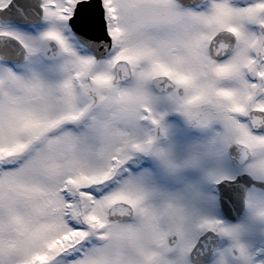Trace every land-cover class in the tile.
Here are the masks:
<instances>
[{
  "label": "rangeland",
  "instance_id": "374dc122",
  "mask_svg": "<svg viewBox=\"0 0 264 264\" xmlns=\"http://www.w3.org/2000/svg\"><path fill=\"white\" fill-rule=\"evenodd\" d=\"M107 1L115 45L100 61L75 47L65 16L52 6L61 0H44V21L31 30L0 26L18 32L30 52L18 64L0 59V264H192L188 251L204 226L226 236L244 234L249 246L261 234L264 239V191L253 195L255 204L239 223L230 224L210 204L208 186L211 176L228 173V135L254 147L249 168L264 178V132L245 130L235 113L251 83L242 71L262 43L256 22L264 24V0H213L185 13L174 0ZM161 10L163 19L156 18ZM221 26L235 32L238 45L215 63L207 47ZM45 39L58 42L56 59L39 51ZM261 50L264 72L263 44ZM118 58L131 63L133 75L113 85ZM154 69L180 81L186 100L154 93ZM84 81L104 94L101 100L90 94L94 108L88 112L75 93ZM221 106L234 112L224 117L231 123L227 134L220 120L188 127L176 116L198 109L211 115ZM174 108L178 112L166 119L170 136L138 135L157 121L156 113ZM73 119L79 122L69 123ZM133 152L138 155L129 159ZM75 192V214L89 221L84 227L65 217L66 195ZM116 200L131 204L134 217L109 222L107 211ZM167 230L178 236L173 245L166 243ZM224 250L219 246L206 264H258Z\"/></svg>",
  "mask_w": 264,
  "mask_h": 264
},
{
  "label": "flooded vegetation",
  "instance_id": "af4514ba",
  "mask_svg": "<svg viewBox=\"0 0 264 264\" xmlns=\"http://www.w3.org/2000/svg\"><path fill=\"white\" fill-rule=\"evenodd\" d=\"M7 1L8 0H3V2L0 4V7H2V6H4L6 3H7ZM41 1H43V0H41ZM64 1H66V0H64ZM76 1H78V0H70L69 2H67L66 1V3H65V6H66V8L65 9H61V10H63V12L66 14L67 13V18L72 14V11H73V7H74V4H75V2ZM102 1V3L104 2V0H101ZM103 5H104V3H103ZM186 7H190V6H184L183 8H186ZM104 13H105V11H104ZM105 17H106V13H105ZM3 22H6V21H3ZM236 44H237V42H236ZM247 54L249 53L248 52V50H247V52H246ZM179 87H180V84H178V83H176L175 84V86L172 88V89H170V90H167V91H165V92H156L153 88H152V91L154 92V93H157V95H164V94H168V93H171V94H173L174 96H176L177 97V99L178 98H181V97H184V99H185V95L183 94L182 95V90L181 89H179ZM259 95V97H261V90H260V93L258 94ZM248 97V92L243 96V98H242V100H241V105H242V103H243V101L246 99ZM161 100H162V98H160ZM161 100H159V102L157 103L158 105H160V104H162V101ZM172 100H176V99H172ZM245 103V102H244ZM247 105H249V101L246 103V107H247ZM166 124V125H165ZM156 126V130H155V132H151V131H145V132H142L141 133V135L142 136H148V137H151L152 135H155V136H159L160 134H161V132H160V126L162 125V126H164V128H165V126L167 127V130H168V132L166 131V129L164 130V132L162 133L164 136H170L171 134H172V130L173 129H171L170 130V126L167 124V122H165L164 123V120H162L161 121V123H157V124H155ZM251 157V156H250ZM248 158L245 162H244V164H240L241 166H240V168H242V169H240V171L239 172H244L245 171V165H247V164H249L250 163V159L251 158ZM237 166H239V165H237ZM252 170H255V168H251ZM259 178H261V176H259ZM250 190H251V192H255V193H261V189H259V188H256V187H250ZM250 190H248V195H247V199H248V196L250 195Z\"/></svg>",
  "mask_w": 264,
  "mask_h": 264
},
{
  "label": "water",
  "instance_id": "95a60500",
  "mask_svg": "<svg viewBox=\"0 0 264 264\" xmlns=\"http://www.w3.org/2000/svg\"><path fill=\"white\" fill-rule=\"evenodd\" d=\"M82 4V3H80ZM84 5H80L79 8L82 9ZM78 9V8H77ZM103 30V27L100 28V30ZM222 34L223 33H219L214 39H213V43H217L218 41H220L219 39L222 37ZM7 48L11 49L10 47H8L7 43L5 41H3V36H0V53L1 55L4 57V58H13L14 60H20L22 58V56L20 55H17V56H14V57H9L7 56V53L10 52L9 50H7ZM53 51H51L50 53L54 52L55 48H52ZM122 66L126 67V64L124 62L121 63ZM115 80H118V77H116ZM256 183L258 184H262V182H259V181H256ZM120 206H122L121 204H118ZM115 207H117V205H115ZM111 211H114L113 208L110 209ZM110 217L112 219H117L116 215H114V213L110 214ZM201 247H194V249L192 250L191 252V256L193 258V260L196 262V263H200V261H197V257H196V254H197V250H200Z\"/></svg>",
  "mask_w": 264,
  "mask_h": 264
}]
</instances>
